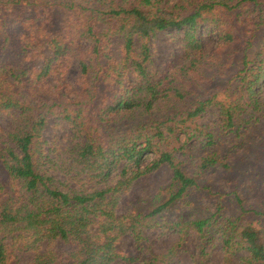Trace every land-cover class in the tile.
<instances>
[{"label": "trees", "instance_id": "1", "mask_svg": "<svg viewBox=\"0 0 264 264\" xmlns=\"http://www.w3.org/2000/svg\"><path fill=\"white\" fill-rule=\"evenodd\" d=\"M262 26L264 0H0V115L14 117L0 159L22 193L0 199V264L18 251L35 252L30 264H208L216 239L222 264H264V207L229 176L264 124ZM165 30L183 31L185 62L160 74L152 42ZM207 82L222 91L202 94ZM51 118L72 132L59 164ZM216 168L229 190L207 181ZM161 169L156 193L125 199ZM192 198L214 211L181 209ZM153 232L177 239L157 251Z\"/></svg>", "mask_w": 264, "mask_h": 264}, {"label": "rangeland", "instance_id": "2", "mask_svg": "<svg viewBox=\"0 0 264 264\" xmlns=\"http://www.w3.org/2000/svg\"><path fill=\"white\" fill-rule=\"evenodd\" d=\"M249 34V33H248ZM264 35V26L261 27V30L258 32V38L256 43L263 39ZM183 31L176 30H165L160 32L152 42V52H153V67L160 74H166L170 70L175 69L178 66H181L185 62L184 58V49L182 46ZM211 42V43H210ZM209 42V51L211 52L214 47L213 39ZM226 56L222 59L219 65V68H224L230 70V74L233 73V67L227 66ZM229 72V71H228ZM78 69L76 65H73L67 75V79L73 82L77 76ZM211 83V82H210ZM218 85L216 87L211 86L208 82L205 84V88L201 89L202 94L209 95L218 90ZM199 89V88H198ZM200 91V89H199ZM219 91H222L219 88ZM218 116L216 114L206 115V122L213 123L214 120H217ZM14 117L9 114L0 115V126L4 130H11L13 128ZM46 138L53 144L55 151L52 152V156L58 160L61 158H66L67 155L64 154L65 146L70 143L72 132L70 127L57 120L56 118H51L48 122V125L45 130ZM251 139L249 142L251 146L249 150L244 154L246 160L240 161L229 176L232 178L237 177L236 185L238 187L240 184H243L244 188L249 192L246 199V204L254 203L257 207L263 205L264 207V153H261L260 150H264V124L257 125V130L251 134ZM195 152H199L198 149ZM205 152V151H204ZM202 152V153H204ZM61 163V161L59 160ZM59 164V163H58ZM61 176L64 178V175ZM171 172L168 169H161L153 174L146 175L138 179L131 191L126 195L125 199L128 198H149L165 183L170 180ZM206 179L215 190L227 191L230 189V184L228 181V175L221 168L212 169L206 174ZM73 184V182H72ZM85 187H90L89 183L85 184ZM16 183L11 179L8 174L4 164L0 159V199L4 200L10 196H15L16 198L22 193L18 189ZM192 203H187L182 206L183 210H194L195 213L201 212L207 208V211H214V205L211 200L205 198H192ZM126 204L123 201L121 205V210H125ZM264 222V217H261ZM150 240L153 242V246L157 251H163L169 245L174 243L177 239L176 234L160 236L158 232L150 233ZM215 246H211V257L208 261V264H222L223 250L216 239ZM121 247L125 249H132L133 239L129 236L125 237L121 242ZM56 248L59 249L61 253L67 252L72 247L66 246L62 242L56 243ZM35 252H20L16 253V260L19 264H30ZM64 255V254H63ZM65 257L61 255L60 260L63 262ZM237 261H234L233 264H237ZM176 264H192L191 259L188 254H185Z\"/></svg>", "mask_w": 264, "mask_h": 264}]
</instances>
